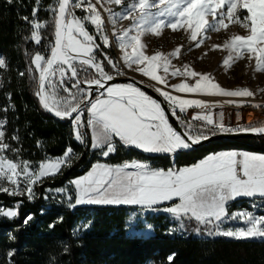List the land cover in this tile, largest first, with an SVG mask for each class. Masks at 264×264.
I'll return each instance as SVG.
<instances>
[{
    "label": "snow or ice",
    "instance_id": "obj_1",
    "mask_svg": "<svg viewBox=\"0 0 264 264\" xmlns=\"http://www.w3.org/2000/svg\"><path fill=\"white\" fill-rule=\"evenodd\" d=\"M97 3L121 5L122 0H96V3L92 0H54L53 5L49 6L53 16L50 54L46 57L36 53L31 59L34 70L39 74L35 94L40 105L59 119H71L76 140L84 143L81 128H91L90 147L100 150L101 155L108 157L117 150V138L123 146L135 147L146 153L176 154L179 151L192 150L195 145L218 132L264 134V125H238L235 129L225 126L222 113L218 120H214L211 113L196 114L192 121H203V124L197 127L192 121L182 118L179 113L193 107L206 108L205 102L183 99L155 87L154 90L172 105V116L185 126L184 132L181 133L169 123L161 104L136 85L128 83L109 86L108 82L113 80V76L105 70L103 61L97 60L96 50L100 45L86 28V24L90 22L104 47L111 46L109 37L105 34V22L96 7ZM154 8L157 11L152 12L151 9ZM76 9H81L86 15L78 17L75 14ZM240 10H246L247 13L243 20L240 18ZM37 11L38 8L33 9L32 21H28V17L23 19L32 25L31 40L39 44L42 40L40 30L46 27L47 22L40 23L35 19ZM105 11L109 13V20L113 25L119 19L130 18L132 21L131 27L122 33L113 32L118 47L123 52L121 60L125 66L131 67L133 63L145 64L146 66L138 68V71L158 83L166 81L156 74L157 68L162 66L164 72L168 73L170 57L177 56L181 49L177 47L168 56L161 52L147 56L141 51L145 45L141 43L140 37L144 32L159 35L163 27L173 31H178V26L186 27L190 30V40L197 41L198 34L205 36L208 31H219L221 26L227 28L225 20L238 24L247 29L249 34L233 36L226 46L237 51V58L243 55L240 49L246 48L249 53H255L256 70L264 71V0H132L124 11L114 12L110 8ZM210 15L211 21L207 19ZM133 30L135 35H131ZM202 42L197 41L196 47ZM216 47L219 46H213ZM129 48L130 53L127 51ZM102 55L117 75L123 74L116 61L107 53ZM230 59L231 57L226 58L224 65H229ZM157 61H163L162 65ZM6 68V60L0 56V69ZM28 71L32 72L33 69L29 68ZM93 72L95 75H92ZM20 75L23 76L24 73ZM171 75L199 77L194 84L181 82L171 86L180 93L225 97L254 95L247 88L223 89L209 74L198 73L188 65H184V71L176 69ZM67 81L72 82L71 88L67 86ZM94 89L102 91L93 99L91 97ZM61 92L67 95L62 96ZM85 103L88 105L86 109L83 108ZM83 111L88 113L86 125L82 121ZM6 123V119H0V191L11 196L26 195L29 200H33L34 185L45 177L58 174L62 166H70L74 156L73 150L69 147L61 158L54 162H41L38 168H33L26 160L17 162L5 155L6 151H20L5 142ZM12 139L18 140L19 137L13 136ZM5 181L8 186H5ZM71 183L75 185L77 192L74 204L71 198L69 199V207L74 208L82 204L141 205L147 209L162 210L171 214L172 218L178 221V226L170 229L171 232L187 231L184 221L195 220L198 225L204 226L203 231L199 227L194 229L196 235L224 236L236 240L264 239V216H255L251 212L231 214V219L242 220L245 227L228 230L221 228L224 220L229 218L227 204L230 201L239 197L264 198V155L223 151L210 154L191 167L176 170L155 169L148 163L137 160L116 166L97 163L86 176ZM47 198L46 196L45 199ZM177 198L179 202L171 206L162 209L154 207ZM41 211L43 213V209ZM0 216L14 219L18 217V210H5L0 207ZM32 219L33 216L29 214L24 224L27 225ZM60 219L62 220V217ZM90 224L91 222L79 225L73 235L87 230ZM147 227L150 229L151 225ZM9 238L14 240L15 236L10 235ZM15 251L11 249L7 253L8 264H12L11 257ZM64 251H68L67 246ZM174 255L173 253L168 257L170 264Z\"/></svg>",
    "mask_w": 264,
    "mask_h": 264
},
{
    "label": "trees",
    "instance_id": "obj_2",
    "mask_svg": "<svg viewBox=\"0 0 264 264\" xmlns=\"http://www.w3.org/2000/svg\"><path fill=\"white\" fill-rule=\"evenodd\" d=\"M53 3L54 0H39V4L37 0H0V56L7 62V68L0 69V119L7 120L5 142L20 150L6 151L5 155L15 161L26 160L31 165H37L47 158L63 155L69 147L74 153L70 166H62L58 174L45 177L34 185L33 200L26 195L11 196L0 191V207L18 210V217L14 219L0 216V264H8L7 253L11 249L16 250L11 257L12 264H170L168 257L173 253L171 264H264V239L193 237L188 234V229L171 232L170 229L178 226V221L161 210L144 214L145 221L153 226L152 235L128 234L126 225L135 205L88 204L73 208L68 206L69 202L51 193L50 189L69 184L72 178L86 172L95 162L116 165L137 160L153 168L168 169L194 164L226 149L264 153V135L213 141L192 150L179 151L173 156L169 153H146L119 143L114 153L104 157L100 150L90 147L91 132L86 126L83 130L84 143L77 141L71 119L62 120L44 110L35 94L39 74L34 70L31 59L36 53L46 57L50 54L53 16L49 6ZM34 8H38L35 19L40 23L47 22L46 27L40 30L42 40L39 44L31 40L33 29L28 22L33 20ZM23 17H28V21ZM86 28L100 45L96 50L97 60L103 61L109 74L117 75L102 55L107 53L116 61L112 47H104L90 23L86 24ZM29 68L33 71L29 72ZM83 76L82 73L81 79ZM66 83L71 88L72 82ZM60 95L66 96L67 93L61 92ZM98 95L100 93L93 99ZM87 119V113L83 111L85 125ZM192 123L196 126L202 124ZM180 125L185 130V126ZM249 125H264V116L249 121L244 127ZM13 136L19 139H12ZM71 196L74 204L73 191ZM252 199L241 197L230 201L227 204L228 213L249 209ZM29 214L33 219L25 225L24 220ZM88 222L91 224L87 230L73 235L79 225ZM184 223L187 228L197 224L195 220H185ZM10 235L15 239H10ZM65 246L67 252L64 251Z\"/></svg>",
    "mask_w": 264,
    "mask_h": 264
},
{
    "label": "rangeland",
    "instance_id": "obj_3",
    "mask_svg": "<svg viewBox=\"0 0 264 264\" xmlns=\"http://www.w3.org/2000/svg\"><path fill=\"white\" fill-rule=\"evenodd\" d=\"M92 2L96 3V0H92ZM131 2L132 0H122L121 5L107 3L96 4L97 9L101 13V16L105 22V34L109 37L110 44L115 55V60L117 62V66L123 73L121 75L130 76L142 83H145L153 89L155 87H160L162 90L168 91L172 95L178 96L183 99H197L205 102V104L207 105L206 108L193 107L189 108L184 113H179V109H177V112L185 120L192 121L193 116H195L196 114L204 113H211L213 115L214 120H218L220 118V114L222 113L223 124L225 126L235 129L238 125L244 126L249 121L256 120L264 116V109L260 110L258 109V107L255 106L261 104V102L259 101L264 100V71L256 70V54L249 53L247 49L244 48L240 49L243 55L237 58V51L231 50L226 46V44L231 42V38L235 35L247 36L249 34L247 29L235 23H228V21L225 20V23L228 24L227 28L221 26L219 31H208L205 36H200L198 34L197 41H203L202 43H200L199 47H196L197 41L190 40V30H188L186 27L179 28L178 26V31H173L171 28L163 27L159 35L153 34L151 32H144L140 38L141 43H143L145 47L141 49V51L147 56H152L156 52H161L165 56H168L177 47H180L181 49L180 53H178L177 56L170 57L168 73L164 72L162 66L157 68L156 74L163 77L166 81V83H158L156 81L151 80L150 77L144 76L140 71H138V68L145 67V64L137 65L133 63L131 67H128L125 66L123 60H121L123 52L119 49L118 44L116 42V37L113 35V32H116L117 34L122 33L125 29L131 27L132 21L130 18L119 19L116 24L113 25V23L109 20V13L105 11V9L110 8L114 12H121L124 11L127 5ZM151 11L155 12L157 11V9L154 8L151 9ZM75 14L78 17H83L84 15H86V13L81 9H76ZM246 15V10H240L241 20H243ZM207 19L211 21L212 16H208ZM91 26L96 32L95 27L93 25ZM135 34V30H133L131 32V35ZM214 45H217L219 47L213 48ZM127 51L130 53L131 49L129 48L127 49ZM229 57H231V59L229 60V65H224L223 61ZM157 63L162 65L163 61H157ZM184 65H188L189 68L195 70L198 73L209 74L214 80V82L218 83L223 89L236 90L247 88L249 91L253 92L254 95L250 97H225L204 95L200 93L176 92L171 87L172 85H176L181 82L194 84L195 80L199 78L171 75V73L176 69L184 71ZM111 85L114 84H110L109 86ZM165 102L168 104L171 110L172 105H170L166 100ZM248 113H251L250 118L246 116L248 115ZM196 122L203 124V121ZM199 126L200 125H197V127ZM83 130L84 127L81 128L82 132ZM62 156L63 155L58 157L47 158L41 162H54ZM41 162H39L37 165L31 166L33 168H38V165ZM21 180V187H23V178H21ZM4 183L5 186H8L7 181H5ZM57 189H63L64 191H57ZM50 191L51 193L58 195L59 198L65 200V202H69V199L72 198V191L74 192L70 181L69 184L52 188L50 189ZM249 204L250 208L245 209L243 211L251 212L255 216H264V199H252ZM150 211L153 210L144 208L142 206H136L130 213V217L126 225V233L142 235L145 237L152 235L154 233L153 226L147 221H145V219L143 218L144 214ZM160 212L164 211L161 210ZM232 213L237 212H229V218L224 220V222L221 224V228L224 230H228L245 227L246 225L242 220L230 218ZM138 223L142 224L137 225ZM148 225H151L150 229L147 227ZM197 227H199L201 231H203L204 229L203 225L195 224V226L187 228L188 234L193 237H205L203 235H196L194 229H196Z\"/></svg>",
    "mask_w": 264,
    "mask_h": 264
},
{
    "label": "water",
    "instance_id": "obj_4",
    "mask_svg": "<svg viewBox=\"0 0 264 264\" xmlns=\"http://www.w3.org/2000/svg\"><path fill=\"white\" fill-rule=\"evenodd\" d=\"M128 84L132 83L139 87L142 91H144L147 95L151 96L153 99L157 100L158 103L161 104L162 108L165 110V114L169 118V123L176 129L177 131L183 133L184 129L181 127L180 123L175 119V117L172 116V112L168 106V104L165 102L163 97L159 95L153 88L150 86L146 85L145 83H142L130 76H124V75H115L113 76V80L108 82V85L110 84ZM84 86V85H82ZM102 90L94 89L92 93L93 98L95 95L99 94ZM87 105L85 103L83 105V108ZM75 115V114H74ZM255 135H264V134H252V133H217L216 135H212L208 140H204L198 145H195L194 147L201 146L213 141H224V140H234V139H243L247 138L250 136H255Z\"/></svg>",
    "mask_w": 264,
    "mask_h": 264
},
{
    "label": "crops",
    "instance_id": "obj_5",
    "mask_svg": "<svg viewBox=\"0 0 264 264\" xmlns=\"http://www.w3.org/2000/svg\"><path fill=\"white\" fill-rule=\"evenodd\" d=\"M90 129V132L92 131L91 130V128H89ZM116 141H118V138H117V140ZM119 142V141H118ZM223 151H237V152H248V153H252V154H256V155H264V153H257V152H251V151H246V150H237V149H226V150H221V151H218V152H216V153H220V152H223ZM171 156H173V154H171V153H169ZM214 154V153H213ZM207 157V156H206ZM205 158V157H204ZM204 158H202V159H204ZM202 159H200L199 161H197L196 163H199ZM97 163H100V164H106V165H109V166H116V165H121V164H123V163H121V164H116V165H111V164H107V163H104V162H95V163H93L91 166H90V168L86 171V172H84L83 174H81V175H79V176H76V177H74V178H72L71 180H70V182L71 181H73V180H75V179H78V178H81V177H84V176H86L87 175V173L89 172V171H91L92 170V167H93V165L94 164H97ZM196 163H194V164H191V165H188V166H184V167H180V168H185V167H191V166H193V165H195ZM153 168V167H152ZM180 168H168V169H173V170H176V169H180ZM155 169H160V168H155ZM168 169H163V170H168ZM71 185H72V187H73V190H74V203H75V197H76V192H77V190H76V187H75V185L74 184H72L71 183ZM256 197H259V196H256ZM239 198H241V197H239ZM244 198H254V197H244ZM260 199H264V198H261V197H259ZM237 199V198H236ZM179 202V200H178V198L177 199H174L173 201H168V202H165L164 204H167L168 203V205L167 206H171L172 204H174V203H178ZM82 205H88V204H82ZM90 205V204H89ZM119 205H133V204H119ZM135 206H141V205H135ZM157 206H159V205H156V206H154V207H157ZM167 206H164V207H167ZM143 207V206H142ZM164 207H162V208H164ZM161 208V209H162ZM243 210H245V209H236V210H234V212H241V211H243ZM169 215H171V214H169Z\"/></svg>",
    "mask_w": 264,
    "mask_h": 264
},
{
    "label": "built area",
    "instance_id": "obj_6",
    "mask_svg": "<svg viewBox=\"0 0 264 264\" xmlns=\"http://www.w3.org/2000/svg\"><path fill=\"white\" fill-rule=\"evenodd\" d=\"M261 104H259L258 109L263 110L264 109V100L259 101ZM252 112V111H251ZM247 116V115H246ZM120 142L116 141V144H119Z\"/></svg>",
    "mask_w": 264,
    "mask_h": 264
},
{
    "label": "bare ground",
    "instance_id": "obj_7",
    "mask_svg": "<svg viewBox=\"0 0 264 264\" xmlns=\"http://www.w3.org/2000/svg\"><path fill=\"white\" fill-rule=\"evenodd\" d=\"M247 116H248V118H250V117H251V113H248V115H247Z\"/></svg>",
    "mask_w": 264,
    "mask_h": 264
}]
</instances>
